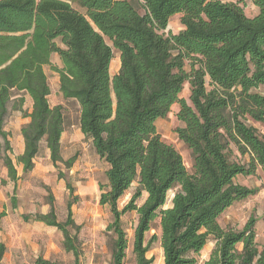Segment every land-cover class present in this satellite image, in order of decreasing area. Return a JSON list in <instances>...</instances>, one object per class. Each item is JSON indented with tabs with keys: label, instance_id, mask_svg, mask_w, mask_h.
Masks as SVG:
<instances>
[{
	"label": "trees",
	"instance_id": "trees-1",
	"mask_svg": "<svg viewBox=\"0 0 264 264\" xmlns=\"http://www.w3.org/2000/svg\"><path fill=\"white\" fill-rule=\"evenodd\" d=\"M242 1L0 0L3 150L10 151L3 130L8 106L13 101V108L20 109L28 95L32 111L25 114L30 120L21 129L24 150L17 158L23 173L32 169L43 140L52 166L71 168L75 157L64 161L61 152L64 108L48 103L44 67L49 66L60 78L64 100L79 104L82 135L108 165L107 183L99 185V205L111 212V264L124 262L127 240L120 218L133 212L136 264H153L146 256L154 243L160 245L162 264H197L210 237L215 244L202 264H264V244L258 250L255 242L257 220L250 217L239 231L222 230L217 221L234 203L258 193L238 184L237 177L264 169V134L248 124L264 127V94L258 93L264 87V0L254 1L258 14L252 18L243 13ZM173 15L181 16L183 30L166 34ZM114 50L121 64L111 78ZM55 54L62 68L51 64ZM186 83L189 104L179 97ZM175 104V118L182 125L175 134L190 152L191 173L178 151L156 133V122ZM231 145L241 160H229ZM2 160L15 183L11 159L5 154ZM135 181L133 196L118 209ZM67 190L65 221L56 222L52 206L33 220L60 231L64 250L73 255L74 264H82L69 234L71 207L78 198L69 184ZM169 191L174 194L164 207ZM142 193L147 197L137 205ZM11 198L15 209L17 198ZM154 228L158 234L147 240ZM4 251L1 243L0 264ZM35 264L53 263L39 257Z\"/></svg>",
	"mask_w": 264,
	"mask_h": 264
},
{
	"label": "rangeland",
	"instance_id": "rangeland-1",
	"mask_svg": "<svg viewBox=\"0 0 264 264\" xmlns=\"http://www.w3.org/2000/svg\"><path fill=\"white\" fill-rule=\"evenodd\" d=\"M231 1L236 2V0ZM254 1L244 0L239 4L245 16L249 18L258 14ZM139 13L143 15V10H139ZM180 21V15H173L165 33L173 34L182 31L183 27ZM113 53L109 73L111 78H113L114 72L113 65L118 57L117 51L114 50ZM51 64L53 66L58 64L55 55L51 57ZM44 72L48 84H51L54 80V73L49 66L44 67ZM182 89L183 91L179 97L189 104L190 89L188 84H184ZM258 93L263 95L264 87L259 89ZM8 109L9 115L4 123V130L7 132L6 139L10 151L4 152V141L0 139V213H5L0 219V243H3L5 247L2 264H35V260L39 257L53 264H74L73 255L63 248L61 232L54 227L33 220L36 215L49 213L52 206L53 211H55L56 222L65 221L67 216L66 206L70 197L67 184L73 188L72 196L78 198L71 207L73 227H69V234L76 240L81 255V263L111 264V252L115 240L113 232L108 229L112 220L111 212L107 206L99 205L101 194L99 185L107 183L105 172L108 165L103 161L94 160L92 152L86 148L85 142L82 141L83 146L78 143L75 145L65 143L63 145L64 160L73 156L76 158L70 169L64 167L62 163H58V169L53 167L43 150L38 158L34 160L35 164H33L32 169L24 174L21 165L17 162L15 136L18 128L24 126L23 122H27L28 117L26 118L25 114L31 112V109L25 102L20 109H14L13 101L9 104ZM178 110L179 106L175 104L164 118L156 122V133L165 143L178 151L187 172L191 173L193 163L190 152L175 134V129L182 126L175 118ZM248 124L264 134V127L260 124L251 121ZM230 147L232 153L229 155V160L231 162L241 160L236 148L232 145ZM5 154L17 169L18 179L16 184L12 183L7 176V169L4 167L2 160ZM58 173H61L63 177H58ZM236 182L249 188L257 185L260 192L244 201L234 203L217 221L222 230L239 231L248 222L247 220L253 217L257 220L254 225V232L256 235L255 242L258 250H260L264 244V169L258 168L251 177L239 176ZM137 186V181L133 182L132 186L118 201V209L129 202ZM173 194L171 191L168 192L164 207L170 205ZM13 196L17 198L15 210L12 209L11 204V197ZM146 197V194L142 193V197L136 202L137 205H141ZM24 216L30 219L24 221ZM136 223L137 214L135 212L125 214L120 218V224L127 240L126 256L123 264H136L135 256L132 253V237ZM153 234H158L156 228L146 235L147 240ZM214 244L215 241L210 237L206 250L209 247L212 250ZM211 250L209 253H206L205 249L202 250L196 257L197 264H202L203 259L207 260L212 252ZM237 250H240V244L237 246ZM146 257L147 259L152 257L154 259L153 264L163 263V253L159 243L151 245Z\"/></svg>",
	"mask_w": 264,
	"mask_h": 264
},
{
	"label": "crops",
	"instance_id": "crops-1",
	"mask_svg": "<svg viewBox=\"0 0 264 264\" xmlns=\"http://www.w3.org/2000/svg\"><path fill=\"white\" fill-rule=\"evenodd\" d=\"M55 56L58 59V64L56 66H58L59 68H62V64L60 63L58 56L56 54H55ZM120 64H121V62H119V53H118V57H117L116 63L113 65L114 66V68H113L114 72H113L112 77L119 71ZM110 66H112V62L110 64ZM110 68H109V73H110ZM53 75H54V80H53V82L51 84H49V90H50L49 93H50V95L48 97V103H49L51 108L56 107L57 105H60L62 108H64L63 132L61 133V136H60L61 137V139H60L61 152H62V149H63V145L65 143H68L69 145H75L76 143H78V144H81V146H83L82 145V141H84L86 148H88L92 152L93 159L99 161V158H98L96 152L92 148L91 139H86L82 135V133L80 131V122H79L80 107H79L78 102L76 100H73V99L64 100L62 93H60V91H59L60 78H59L57 73H54ZM25 103L28 104L30 109H31L32 100H31L30 96H28V95L25 96ZM31 111H32V109H31ZM29 113H31V112H29ZM29 120L30 119L28 117L27 122H23L24 126L28 125ZM21 129H22V127L18 128L17 135L15 136L16 145H17V152H16L17 153V158L23 154V150H24V138H22V136H21ZM43 150H44V153L46 154V156L50 159V152L48 151V149L46 147L45 141L43 140L40 143V145H39V150H38L39 154L37 155L36 158L33 159V164H35L34 160L38 158V156L40 155V152L43 151ZM73 157H75V156H73ZM73 157H71V158H73ZM71 158H69V159H71ZM62 159L64 160L63 152H62ZM66 160H68V159H66ZM66 160H64V161H66ZM21 168H22V165H21ZM22 172H23V168H22ZM17 177H18V174H17ZM241 186H243V185H241ZM244 187H246L248 189L256 188L258 190V192H260L259 191V186H257V185L251 186L250 188L247 187V186H244ZM13 210H15V209H13ZM1 214H3V215L1 216ZM4 214L5 213H3V212L0 213V219L4 216ZM241 248H242V245H240V249ZM204 249H205L206 253H209L210 250H211V247H209L206 250V246H205L203 248V250ZM202 261H206V260L203 259Z\"/></svg>",
	"mask_w": 264,
	"mask_h": 264
}]
</instances>
